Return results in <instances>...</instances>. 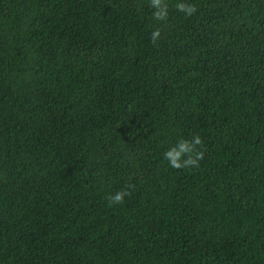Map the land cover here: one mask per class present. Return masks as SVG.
Returning <instances> with one entry per match:
<instances>
[{
	"label": "trees",
	"instance_id": "trees-1",
	"mask_svg": "<svg viewBox=\"0 0 264 264\" xmlns=\"http://www.w3.org/2000/svg\"><path fill=\"white\" fill-rule=\"evenodd\" d=\"M168 2L0 0V264H264V0Z\"/></svg>",
	"mask_w": 264,
	"mask_h": 264
},
{
	"label": "clouds",
	"instance_id": "clouds-1",
	"mask_svg": "<svg viewBox=\"0 0 264 264\" xmlns=\"http://www.w3.org/2000/svg\"><path fill=\"white\" fill-rule=\"evenodd\" d=\"M149 6L153 9L152 17L156 21L166 22L169 18L170 4L168 0H149ZM175 10L183 13L185 17H192L198 11L197 5L188 0H176L173 5ZM161 38V30L156 28L150 33L151 43L156 46ZM204 142L199 134L189 139H180L174 146L170 147L163 154V158L174 169H187L199 167L200 161L204 156ZM130 185L126 189L116 192L107 197L109 206L123 204L125 197L131 195Z\"/></svg>",
	"mask_w": 264,
	"mask_h": 264
}]
</instances>
